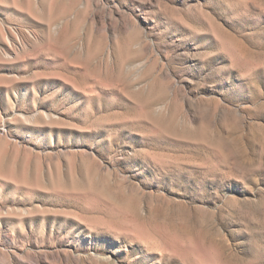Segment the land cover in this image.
<instances>
[{"label":"rangeland","instance_id":"rangeland-1","mask_svg":"<svg viewBox=\"0 0 264 264\" xmlns=\"http://www.w3.org/2000/svg\"><path fill=\"white\" fill-rule=\"evenodd\" d=\"M0 264H264V0H0Z\"/></svg>","mask_w":264,"mask_h":264}]
</instances>
